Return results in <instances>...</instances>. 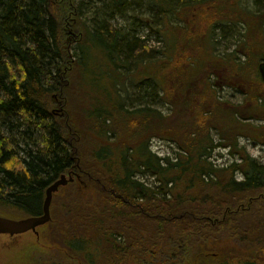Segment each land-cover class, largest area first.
<instances>
[{
    "label": "trees",
    "instance_id": "obj_1",
    "mask_svg": "<svg viewBox=\"0 0 264 264\" xmlns=\"http://www.w3.org/2000/svg\"><path fill=\"white\" fill-rule=\"evenodd\" d=\"M107 1L113 6L111 13L117 15L123 10L144 9L137 7L145 2ZM239 1L207 3L215 7L210 28L219 22L237 27L233 18L235 14L242 18ZM153 2L147 0L148 9L156 8L166 18L167 9L176 11L172 6L191 7L203 1L166 0L159 7ZM263 2H254L258 21L253 24L257 30H253L257 37L244 42L247 50L251 42L259 43L255 39L264 44L259 34L264 24ZM77 12L75 0H0V210L24 212L25 218L40 216L46 189L70 171L74 178L52 198L46 234L38 235L43 251L38 264H264V165L236 143V136H255L264 127L249 123L251 116L238 118L234 110L235 129L225 130L215 120L210 123L205 113L189 127L180 125L188 128L177 145L181 152L174 157H158L148 142L153 136L167 138L169 119L160 113L149 107L129 112L124 105L117 108L111 99L106 104L108 115L74 105L70 74L78 65L79 69L87 66L83 65L80 47L89 45L90 34L79 23ZM102 24L105 40L122 37L118 55L123 60L118 57L116 64L110 58L107 68L114 63L120 68L126 60L146 54L144 41L135 34L127 39L119 30ZM186 32L189 48L203 38V33L192 29ZM73 45L78 53L73 52ZM179 46L176 44L173 57L159 61L161 66L165 62L163 69L172 68H159L163 79L167 78L159 83L161 98L170 102L177 101L174 90L167 96L175 83L170 77L174 80L178 73L191 77L188 66L192 67L201 53L197 48L189 55L188 49L179 54ZM243 54L249 62L248 53ZM211 63L207 64L209 69L203 67V81L214 67ZM88 75L97 81L95 75ZM258 79L259 88L264 90L259 75ZM198 80L190 81L189 87ZM147 84L151 92L156 87ZM87 96L92 99L89 92ZM204 102L196 101L192 107ZM186 104L179 101L180 107ZM213 108L221 109L218 105ZM143 110L149 113L147 122L157 121L159 132L152 131L155 127L149 130V126L143 131L138 122L127 121ZM212 129L222 131L229 144L214 145ZM113 132L120 144L111 141ZM125 135H129L133 148L123 142ZM93 138L98 147L91 146ZM222 147L231 148L237 156L225 168L210 160L211 152ZM140 176L153 178L157 187L138 179Z\"/></svg>",
    "mask_w": 264,
    "mask_h": 264
},
{
    "label": "rangeland",
    "instance_id": "obj_2",
    "mask_svg": "<svg viewBox=\"0 0 264 264\" xmlns=\"http://www.w3.org/2000/svg\"><path fill=\"white\" fill-rule=\"evenodd\" d=\"M165 1L154 0V7L165 5ZM202 1L199 4L191 5V7L172 6L171 8L176 9V11L167 9L165 18L156 8L150 11L148 3H146L147 0L142 2L140 7H137H144L145 10H123L122 15L111 13L113 6L107 0H92V2L88 0H75V5L78 8V21L90 31V34L88 35L89 45H82L80 47L83 65L87 66L79 69L78 65L74 72L72 71L70 74V90H72L70 96L74 101V105L81 108L88 106L92 111L95 108L97 112L108 115L109 111L106 104L111 99L115 101L117 108L124 105L125 109L129 110V112L142 107H149L151 110L160 113L164 118L169 119L168 130H166L167 138L161 139L153 136L148 142L150 151L158 157H174L176 153L181 152L177 148V145L184 135L183 130L188 128H180V125L182 124L181 127H189L192 125L191 121H194L200 115L203 117L205 113H207L206 117H208L207 120L210 123L215 120L225 130H227V127L235 129L233 125L234 110L238 112V118L240 116H251L253 119L249 123L254 127L263 128L264 90H262V87L259 88L258 65L262 61L264 44L260 42L259 38L255 39L259 43L253 44L251 42L248 50L246 44H244V42H250L251 39L257 37L253 30L256 29L253 24L258 21V11L254 8L255 0L239 1L237 6L242 18H238L239 14H235L233 18V22L237 23V27L233 25L226 26L223 22H219L212 29L209 26V21L212 20L213 22L215 20V7L212 9V5L207 3H211L213 0ZM219 6L225 7V5ZM240 9H243V11ZM261 10L264 14V2ZM164 18L167 23L164 22ZM102 22H105L108 27H112L114 30H119L127 39H130V35L135 34L139 41H144L143 45L147 50L146 54L140 59H128L123 63L122 67H116V64L119 62L118 57H120L121 61L123 60V57L118 55L122 37L117 35L112 40H105L102 35L104 27ZM163 22L165 27L163 26ZM166 24L168 27H166ZM90 26H92L93 32H91ZM189 29H192L197 34L203 33V38L199 42L192 44L193 48H189L187 44L189 36L186 30L188 31ZM259 34H262L264 38V24ZM176 44L180 45L177 51L179 54L184 53L185 49H188L187 54L189 55L191 51L195 52L197 48L201 49V53L198 57L194 58L191 63L192 67L188 66V70L192 72L191 77L186 75L181 76L178 73L173 80L169 76L170 82L175 81V83L174 89L171 87L167 96H172L171 93L174 90V95L177 97V101H173L174 99H172L170 102L164 100L163 97L161 98L163 92L159 90V83L167 80V78L163 79L162 70L159 73V68L163 69V65L165 64L164 62L161 66L159 61L164 60L166 57H173L176 53ZM185 46L186 48H184ZM72 47L73 52L78 53L77 47L75 45ZM90 51L92 52L89 55ZM245 52L248 53L249 62L245 59L246 56L243 54ZM110 58L116 64L114 63V66L111 65L110 68H107ZM210 62H212L210 65L214 67L211 68L209 75H206L207 80L203 81L202 77L206 72V69L203 67L206 66L209 69L210 66H207V64ZM238 63L244 66L241 68ZM170 69L172 68L166 67L163 70L170 71ZM89 72L95 75L94 78L97 79L95 83L91 80L90 75H88ZM174 76L172 74V77ZM146 79L147 82L153 83L156 86L152 89V92L151 86H148L147 82L143 81ZM192 80L198 81H194L192 86L189 87ZM143 82L146 83L143 84ZM91 84L94 86V89H89ZM88 92L92 98L90 100H88V96L85 97ZM150 93H152V97ZM197 93L200 95H197ZM260 94L261 97H259ZM179 101H187L186 107H180ZM196 101L198 103L201 101L205 102L198 104L194 108L192 106ZM220 104L227 106L225 107ZM214 105H218L221 109L213 108ZM228 105L234 108H228ZM217 109L221 111L214 114V111ZM148 116L149 113L143 110L142 113L135 115V117L132 116L127 121L138 122L143 131H145V128L148 130L149 126V130L155 127L152 131L158 130L159 132V125L156 126L157 121H153L154 116L151 117L152 121L147 122ZM115 123L116 119H114ZM216 127L220 128L218 125ZM128 132L130 133V131ZM221 132L217 129H212L210 138H212L214 145L221 144L226 146L229 143L222 138L223 134ZM258 134V136L238 135L236 136V143L238 148L245 149L249 156L264 165V130ZM131 135H134L133 129L131 130ZM128 136H122L123 142H127L133 148V145L128 142ZM110 139L112 142H118L115 132L110 135ZM95 145L98 147L97 140L93 138L91 146ZM91 146H89L88 142L87 148ZM231 152H233V155H230ZM210 160L217 167L225 168L236 161L237 156L231 148L222 147L216 148L211 152ZM235 177L237 180H241L239 175H235ZM138 179L152 188L157 187L153 178L140 176ZM0 216L12 220H20L26 217L24 212L15 211L9 214L1 210ZM44 227L37 229L36 234L26 233L14 237L1 235L0 264H38L43 251L40 245H38L37 240L40 233L44 232L46 234ZM42 238L45 239L46 235L42 236Z\"/></svg>",
    "mask_w": 264,
    "mask_h": 264
},
{
    "label": "water",
    "instance_id": "obj_3",
    "mask_svg": "<svg viewBox=\"0 0 264 264\" xmlns=\"http://www.w3.org/2000/svg\"><path fill=\"white\" fill-rule=\"evenodd\" d=\"M258 71L261 80L264 82V53L262 55V61L258 67ZM73 181L74 178H72L70 171L67 176H62L46 189L42 205V215L40 216L27 217L20 220H12L0 216V236L8 235L13 237L23 235L28 232L36 233L38 228L48 224L51 219L50 207L53 195L59 190V188L65 187Z\"/></svg>",
    "mask_w": 264,
    "mask_h": 264
},
{
    "label": "flooded vegetation",
    "instance_id": "obj_4",
    "mask_svg": "<svg viewBox=\"0 0 264 264\" xmlns=\"http://www.w3.org/2000/svg\"><path fill=\"white\" fill-rule=\"evenodd\" d=\"M59 190H60V189H59ZM59 190H58V192H59ZM58 192H57V193H58ZM57 193H55V195H56Z\"/></svg>",
    "mask_w": 264,
    "mask_h": 264
}]
</instances>
